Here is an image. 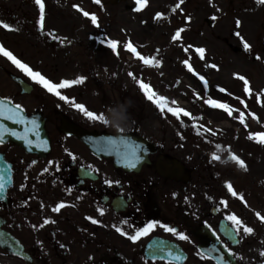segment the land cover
<instances>
[{
	"label": "flooded vegetation",
	"instance_id": "af4514ba",
	"mask_svg": "<svg viewBox=\"0 0 264 264\" xmlns=\"http://www.w3.org/2000/svg\"><path fill=\"white\" fill-rule=\"evenodd\" d=\"M223 2L242 30V35L232 33L227 38L231 41L224 38L225 42L220 30ZM43 3L41 30L35 0H0V20L11 25V29L0 25V45L54 83L80 76L86 79L58 89L69 98L65 101L32 81L0 53V99L19 105L28 127L33 119L39 125V137L34 132L28 134L34 141L31 145L26 140L0 143V155L9 164V189L6 200L0 201V230L12 241L9 252L0 249V264H220L221 257L228 264H264V153L255 150L264 145V135L257 134L264 133V106L244 105L247 114L240 115L243 110L233 103L229 96L233 89L227 85V93L217 90L215 99L227 109L201 105L187 95L184 102L176 97L170 81L168 85V73L154 71L153 63H163L165 52L158 51L160 48L152 52L150 47L147 54L153 33L166 28L158 25V20L161 23L167 16L180 13L182 24L177 30L185 40L178 42L176 51L169 47L166 52L174 51L171 58L189 73L191 65L210 59L214 63L208 65V71L215 69L227 79L236 74V54L248 60L253 52L261 53L260 58L252 56L253 63L264 58V3ZM93 15L96 23L92 22ZM215 27L213 37L218 48L210 55L201 40L206 29L211 32ZM189 33L197 36V45L188 41L193 38ZM249 37V48L234 46ZM112 40L117 42L115 49L109 47ZM128 43L149 62L125 47ZM199 46L205 50L203 55L196 50ZM223 46L228 51L223 52ZM141 82L154 93L152 101L140 87ZM160 96L165 97L163 111L156 104ZM206 100L202 95L201 101ZM75 104L102 114L108 123L87 118ZM167 108H183L189 115L176 116ZM71 126L92 134L140 137L150 147L148 161L134 169L117 166L113 158L95 155L68 134L66 128ZM235 157L244 162L243 166ZM105 180L113 183L106 184ZM61 204L64 207L55 211ZM232 214L253 233L245 234L241 229L237 234L227 220ZM88 217L100 223H92ZM45 220L49 222L45 224ZM125 220L129 223L124 224ZM153 220L159 223L147 234L136 241L129 239L137 228ZM164 224L189 239H180L163 228ZM229 229L231 236L225 234ZM213 246L219 251L209 252ZM181 254L179 261L174 259Z\"/></svg>",
	"mask_w": 264,
	"mask_h": 264
},
{
	"label": "rangeland",
	"instance_id": "374dc122",
	"mask_svg": "<svg viewBox=\"0 0 264 264\" xmlns=\"http://www.w3.org/2000/svg\"><path fill=\"white\" fill-rule=\"evenodd\" d=\"M222 14H221V37L224 41V38H229V35L232 33H238L239 35H242V30L235 23L233 22V16L230 13L229 8L224 4H222ZM181 15H175L174 17H171L170 15L167 16V18L163 19V22L160 23L158 20V25L163 24L166 28H157V31L153 33L151 38V44H149L147 54H149V50L152 48V52H154V49L160 48L158 51L165 52V57L160 61L156 60L155 63H153L154 68L156 72H163L168 73V85L170 81V87L172 88V91L174 94H177L181 100L184 102H187L186 96H188V99H195L199 104H207L212 105L210 101L215 100L217 97V90L223 91L224 93H227L225 90V86L227 85L230 87L232 92L229 93V96H231L233 103H236L238 105L240 111V115L245 116L247 114V107H244V105H258V106H264V58L260 59L259 62L253 63L252 56H258L260 58L261 53L253 52L248 60H245L241 55L236 54V74H233L231 77H228L227 79H223L220 77V75L216 74L214 70L208 71V65L210 63H214L212 60H206L204 63H196L195 65H191V71L190 73L185 71L183 68V65L179 62H175V53L176 51L174 48L178 46V42H182L183 38H181V33L177 37L176 33L179 32L177 30V26L182 24V19L179 18ZM219 25V22L217 23V26ZM216 26V27H217ZM159 27V26H158ZM216 27L211 30V32H208L206 29L205 33L203 34V40H201L203 48L205 46H208V50L210 51V55H213L214 52H217L218 44L213 37L216 32ZM144 35H151L150 32H142ZM190 40H188L190 43H193L194 45H197V36H193V33H189ZM173 36V38H172ZM229 40V39H227ZM252 38L249 37V40H238L237 42H233L234 46L236 47H243L245 43H247L249 46H251ZM231 41V40H229ZM149 42V41H147ZM225 42V41H224ZM224 42L223 45H226ZM146 43V42H145ZM254 45V44H253ZM202 46H199L202 47ZM255 46V45H254ZM151 47V48H150ZM171 48L174 50L172 53L166 52L167 48ZM256 47V46H255ZM171 49V50H172ZM197 50V49H196ZM226 47L223 46V52L226 51ZM228 51V50H227ZM232 53V52H231ZM150 55V54H149ZM166 55H169L166 57ZM154 56V54H153ZM171 56L173 58H171ZM136 64L141 65L139 62ZM207 64V65H206ZM206 65V66H205ZM140 67V66H139ZM195 67L198 69L196 70ZM217 69V68H216ZM141 67V71H143ZM200 71V72H199ZM200 73V74H199ZM244 77V79H240V77ZM200 77H203L204 79L201 80ZM247 81V83H245ZM233 85V87H232ZM233 93V95H232ZM204 95L206 97V101H201V96ZM190 103V102H188ZM207 109V108H206ZM256 111V110H254ZM264 115V110H263ZM239 120L242 121V116H239ZM242 126L239 125L240 132L239 136H242L244 134L243 130L241 129ZM253 130H251L252 132ZM255 132V131H254ZM260 144L259 149H255L256 152L264 153V145L263 148Z\"/></svg>",
	"mask_w": 264,
	"mask_h": 264
},
{
	"label": "snow or ice",
	"instance_id": "6c2138e0",
	"mask_svg": "<svg viewBox=\"0 0 264 264\" xmlns=\"http://www.w3.org/2000/svg\"><path fill=\"white\" fill-rule=\"evenodd\" d=\"M96 2L99 3V0H96ZM258 2L264 3V0H258ZM35 3L39 6V24H40L41 30H43L44 17H45V5L43 3V0H35ZM144 3H145V0H137V4H144ZM177 7H179V6H177ZM83 14L86 17L89 16L88 12H84ZM92 22L96 23V17L94 15L92 16ZM238 23H239V21H237V24ZM0 25H2V27L4 29H11V25L9 23L2 21V20H0ZM47 35L52 36V33H47ZM179 35H180V32H177L176 36L178 37ZM237 35H239V34L237 33ZM53 39H58V37H53ZM61 43H63V41H61ZM116 46H117V42L115 40H112L109 44V47L112 49H115ZM125 47H127L132 52L136 53L137 56H140V54L136 52V48L133 47V45L131 43L126 44ZM244 47L247 49L250 46L247 43H245ZM197 51L201 55H203L205 50L203 48H198ZM0 53H2L4 57H6L8 60H10L12 62V64H14L18 69L22 70L28 77L31 78L32 81L38 83L39 85H42L43 88L46 89L49 93H54L56 96L60 97V99L65 100V101H68L69 98L67 96L61 95V92L58 91V89H63L67 86L80 84L86 79L84 76H80L78 79H72V80L65 79L61 83H54L51 80L46 79L45 76L42 75L40 72L34 71L32 68L29 67L28 64L23 63L20 59H18L15 55H13V53L11 51L4 48L3 45H0ZM140 59L144 60V62L146 64L149 62L147 59H145L142 56H140ZM212 67L215 68L216 65H212ZM200 79L203 80L204 78L200 77ZM240 79L243 80L244 77L241 76ZM245 83H247V81H245ZM140 87L146 91L147 98L150 101H152L153 97H154V93L149 91V85L141 82ZM164 100H165V97L160 96L159 100L156 101L157 106L162 111L165 109V105L162 103V101H164ZM210 103L217 108H221V109H227L228 108V106L226 104L219 103L216 100H212V101H210ZM4 105H5V101L0 100V117H2L3 119H6V120L12 121L13 124L25 125V127H24L23 134H21L15 128H10L6 124H4L2 121H0V143H4L5 134H8L10 136L17 137L18 139L26 140L29 145L33 144L34 141L28 138V134L30 132H34L36 134V136L39 137V132H38L39 125L36 122V120L33 119L30 122L31 127H28L27 125L29 124V121H28L27 117L23 114H20L17 111L20 107L19 105H16L14 107H8V108H5ZM74 106H75V108L79 109L87 118L99 119V120L103 121L104 123H108V120L105 119L102 114L98 115L97 113H95L93 111L87 110L83 104H75ZM167 111L169 113L176 115V116H179L181 113H183L185 116L189 115V113L185 112V110L183 108H167ZM121 131H123V129H121ZM257 134L264 135V133H257ZM36 146L40 147L41 145L37 144ZM139 159H140V157L138 155H136L135 153H133L132 158L126 157L123 162L127 165V167L135 168L136 163ZM214 159H219V157L214 156ZM235 159L237 160V162L241 166H243L244 162L242 160H240L238 157H235ZM105 183L111 185L113 183V181L105 180ZM115 183L118 184L119 181H115ZM5 189H6L5 176L0 174V192H4ZM228 189H229V191L232 192V195H234V196L236 195V192L232 190L231 184H228ZM241 199H243V198L241 197ZM62 207H64L63 204H61L59 207H57L54 210L59 211L60 208H62ZM100 213H101V215L103 214V209H100ZM257 215H259V213H257ZM88 219L91 220L92 223H100V221L95 220L92 217H88ZM261 219L264 220V217H261ZM227 220L232 222V228L237 230V234H239V231L241 229H242L243 233H245V234L253 233V229L251 227L244 226L242 224V221L235 214L228 215ZM48 222H49L48 220L44 221L45 224ZM52 222L54 223L55 221H52ZM123 223L128 224L129 222L127 220H125V221H123ZM158 223H159L158 221L153 220V221L148 222L143 228H137L135 230V235L129 236V239H131L132 241H136L141 235L147 234V232L149 230L153 229ZM113 227H115V225H113ZM162 227L165 228L170 233L176 234L182 240L187 241L189 239V237L187 235H185L183 232H178L175 227H169V225H167V224L162 225ZM116 231L121 232L123 235H126V236L128 235V233L122 231L121 228H116ZM225 234L228 236H231V235H233V232L231 229H229L228 231H226ZM217 239H219V237H217ZM220 243L224 244V241L220 240ZM224 247L227 248V245L225 244ZM208 251L209 252H217V251H219V249H217L215 246H213ZM229 251H231V250L229 249ZM168 254H169V256L173 255V253L171 251H169ZM262 255H264V253H262ZM181 256H182V254L176 255L174 257V259L179 261L181 259ZM208 258H210V257H208ZM220 264H228V261L226 259H224L223 257H221L220 258Z\"/></svg>",
	"mask_w": 264,
	"mask_h": 264
},
{
	"label": "water",
	"instance_id": "95a60500",
	"mask_svg": "<svg viewBox=\"0 0 264 264\" xmlns=\"http://www.w3.org/2000/svg\"><path fill=\"white\" fill-rule=\"evenodd\" d=\"M4 107L8 108L14 106L11 103L5 101ZM17 111L20 114L24 115V113L20 109H18ZM0 121H2L8 127L15 128L18 132L23 134L25 125L13 124L12 121L3 119L2 117H0ZM66 132L79 138L95 155L113 158L115 164L122 168L134 169L127 167V165L123 162L126 157L132 158L133 153L140 157V159L136 163V167L141 165L144 161H148L147 155L149 152V146L143 139L137 136L124 133H118L115 135H97L88 133L73 126L66 128ZM7 140H11L17 143H21L22 141L17 137L5 134L4 141ZM0 174L4 175L6 180V189L4 192H0V201H5L7 190L9 188V164L2 155H0ZM10 243H12V241L9 238V234L0 230V248L6 252H9Z\"/></svg>",
	"mask_w": 264,
	"mask_h": 264
}]
</instances>
